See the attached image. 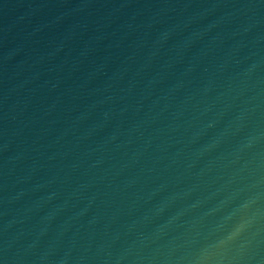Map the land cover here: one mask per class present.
Returning <instances> with one entry per match:
<instances>
[{"label":"water","instance_id":"1","mask_svg":"<svg viewBox=\"0 0 264 264\" xmlns=\"http://www.w3.org/2000/svg\"><path fill=\"white\" fill-rule=\"evenodd\" d=\"M0 264H264V0H0Z\"/></svg>","mask_w":264,"mask_h":264}]
</instances>
